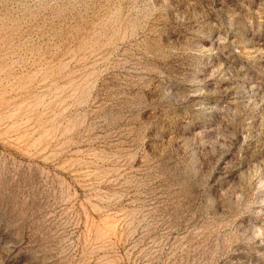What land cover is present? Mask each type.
<instances>
[{
	"label": "rangeland",
	"instance_id": "obj_1",
	"mask_svg": "<svg viewBox=\"0 0 264 264\" xmlns=\"http://www.w3.org/2000/svg\"><path fill=\"white\" fill-rule=\"evenodd\" d=\"M0 264H264V0H0Z\"/></svg>",
	"mask_w": 264,
	"mask_h": 264
}]
</instances>
